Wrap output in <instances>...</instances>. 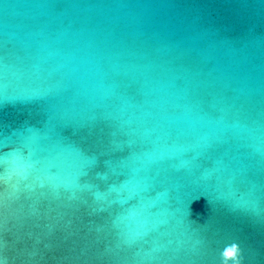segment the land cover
I'll list each match as a JSON object with an SVG mask.
<instances>
[{"label":"water","instance_id":"1","mask_svg":"<svg viewBox=\"0 0 264 264\" xmlns=\"http://www.w3.org/2000/svg\"><path fill=\"white\" fill-rule=\"evenodd\" d=\"M264 264V0H0V264Z\"/></svg>","mask_w":264,"mask_h":264},{"label":"clouds","instance_id":"2","mask_svg":"<svg viewBox=\"0 0 264 264\" xmlns=\"http://www.w3.org/2000/svg\"><path fill=\"white\" fill-rule=\"evenodd\" d=\"M241 251L237 243H232L229 246H225L222 251V262L226 264L228 261H235V264H241V255H235Z\"/></svg>","mask_w":264,"mask_h":264},{"label":"snow or ice","instance_id":"3","mask_svg":"<svg viewBox=\"0 0 264 264\" xmlns=\"http://www.w3.org/2000/svg\"><path fill=\"white\" fill-rule=\"evenodd\" d=\"M227 246H229V245H227ZM235 255H241V251L239 253H236ZM222 264H224V262H222ZM226 264H235V261L234 260L228 261V262H226Z\"/></svg>","mask_w":264,"mask_h":264}]
</instances>
